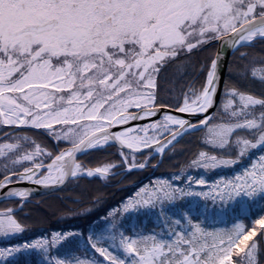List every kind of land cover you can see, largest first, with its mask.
<instances>
[{
  "label": "snow or ice",
  "instance_id": "snow-or-ice-1",
  "mask_svg": "<svg viewBox=\"0 0 264 264\" xmlns=\"http://www.w3.org/2000/svg\"><path fill=\"white\" fill-rule=\"evenodd\" d=\"M0 204V264H264V0H0Z\"/></svg>",
  "mask_w": 264,
  "mask_h": 264
},
{
  "label": "trees",
  "instance_id": "trees-1",
  "mask_svg": "<svg viewBox=\"0 0 264 264\" xmlns=\"http://www.w3.org/2000/svg\"><path fill=\"white\" fill-rule=\"evenodd\" d=\"M183 147V145H179L178 148ZM193 148L195 145L192 146ZM190 158V153L180 154L176 157L175 160L166 162L165 166L161 168L156 175H161L163 173H167L170 171H174L175 168L173 165L178 163L186 162ZM227 175H231V173H225ZM150 175L149 172L137 174L135 179H143L144 182H147V177ZM127 184V182H126ZM102 191L105 193L107 200L111 204H115L119 201L122 197L127 194L131 193V187H124L117 188L114 184H108L107 186L105 183L101 182L100 180H93V181H81L80 187L78 188H70L67 195L76 196V195H84L87 196L95 191ZM60 195H65V193H61ZM38 199L42 200V206L39 208L37 212H34L33 215L29 218L31 220L43 219L44 223L42 225H33L34 229L42 230L48 227H55L57 225V209L64 205H72L71 200H58L55 198V195H47L43 197H38ZM0 207H3L0 204ZM35 207V206H33ZM83 223V221H77ZM224 226V225H221Z\"/></svg>",
  "mask_w": 264,
  "mask_h": 264
},
{
  "label": "water",
  "instance_id": "water-1",
  "mask_svg": "<svg viewBox=\"0 0 264 264\" xmlns=\"http://www.w3.org/2000/svg\"><path fill=\"white\" fill-rule=\"evenodd\" d=\"M41 197H43V196H41Z\"/></svg>",
  "mask_w": 264,
  "mask_h": 264
}]
</instances>
